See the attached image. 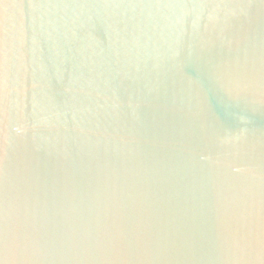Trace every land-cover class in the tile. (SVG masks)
<instances>
[{
  "label": "water",
  "instance_id": "95a60500",
  "mask_svg": "<svg viewBox=\"0 0 264 264\" xmlns=\"http://www.w3.org/2000/svg\"><path fill=\"white\" fill-rule=\"evenodd\" d=\"M0 264H264V0H0Z\"/></svg>",
  "mask_w": 264,
  "mask_h": 264
}]
</instances>
